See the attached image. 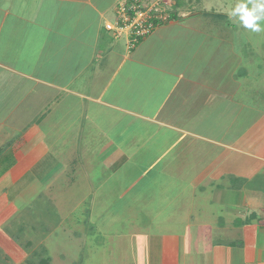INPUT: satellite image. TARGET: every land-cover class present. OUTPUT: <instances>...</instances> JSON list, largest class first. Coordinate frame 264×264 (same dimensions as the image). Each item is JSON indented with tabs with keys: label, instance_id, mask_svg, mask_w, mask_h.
<instances>
[{
	"label": "crops",
	"instance_id": "crops-1",
	"mask_svg": "<svg viewBox=\"0 0 264 264\" xmlns=\"http://www.w3.org/2000/svg\"><path fill=\"white\" fill-rule=\"evenodd\" d=\"M119 1L0 0V239L72 209L109 234L116 203L88 184L105 181L98 158L129 162L143 198L152 172L176 186L163 235L130 222V264H264V71L250 52L264 32L193 6L133 47L106 28Z\"/></svg>",
	"mask_w": 264,
	"mask_h": 264
},
{
	"label": "rangeland",
	"instance_id": "rangeland-1",
	"mask_svg": "<svg viewBox=\"0 0 264 264\" xmlns=\"http://www.w3.org/2000/svg\"><path fill=\"white\" fill-rule=\"evenodd\" d=\"M147 1H151L152 3L159 2L165 9L170 10V8H173L176 0ZM183 1L185 5L178 8V11L180 12L179 17L184 14H189L186 11L190 12V10H193V6H197L194 8L197 10H200L201 7H206L207 9L214 11V8L219 11H224L227 14V17L230 18V23L237 24V22H242V19L243 22L245 20L249 22L248 24L252 27V29H250L252 35L248 33L247 36L253 40L255 33L259 32L258 29L264 32V0ZM240 15L242 16V19ZM115 21L116 18L113 17L112 23H115ZM236 27L237 26L233 27L232 24L229 31H234L233 29ZM262 36L264 37V33L262 35L259 34V36L257 35L256 38L259 42V47L263 48L261 55H255L256 53L251 50L250 52L252 53L251 56L253 59L256 57V65L258 68L264 71V38ZM228 42L231 41L229 40ZM227 46H229V43L220 48L219 52L222 50L220 53L223 54ZM251 47L254 51L253 45H251ZM262 76L264 79L263 74ZM15 115H17V112L14 116ZM93 166L96 167L97 171L100 168L101 171H99V174L101 173L102 177L105 178V181L101 183L89 182V186H99L95 188V190L100 194V197L103 198V196L105 197L106 194H109V197H112L116 203H112L111 206L106 207L108 210L111 207L113 211L111 213H105V215L110 219H114V214L119 212L117 215V221L114 224L113 222L110 223L111 227L109 229L110 231H108L109 234L104 237L103 235L107 233L105 231H103V235L96 236L94 233L92 234L91 225L96 223L98 217L95 218V221L93 222L91 220L89 221L88 218H86L89 213L88 211L84 214L77 212L78 210L76 209H72L68 212L71 213L70 217L66 214L63 215L65 217L64 220H50L47 228H44L37 222L38 225L35 224L32 228L30 226L33 223L31 219H24L22 220L21 225L16 224L15 227L13 226L10 228V231L14 233V237L9 236L6 239H0V264H38L42 257H50L51 264H130L129 259H127L128 253L124 252L127 249L129 235L126 230H128L130 222H135L136 224L140 223L139 225L144 227V229H148L149 224H152V226L154 225L156 230L152 227L150 230L153 229L152 231H155L156 236L163 235V233L169 230L166 225H169L170 223L165 219L167 218L165 211L161 209H163V206L171 200L169 197L173 196L172 187H175L176 189V186L167 183L163 189H161L162 183H160V179H166L164 174L152 172L149 177L147 176L148 179H151L152 177L157 178L156 184L158 183V188L149 191V195L152 197L143 198L142 192L138 190V188L145 185L144 183H146L147 180H141L139 183L135 181L136 185L133 182L134 177H140L141 173L137 172L136 169H133V166L130 165L129 162L124 164V166L120 167L117 171H110V169L103 167L98 158L93 163ZM93 170H95L94 167L92 171ZM133 170L135 171L132 172ZM86 178L87 177H85V179ZM119 182L120 185L125 184L131 186L127 191V195L123 194L124 190L113 188L118 185ZM132 183L135 184L134 188L132 187ZM86 188L83 190L80 189L81 192H84L85 194V192H87ZM165 195L168 198L165 197ZM97 198L99 197L95 194L93 200L97 201ZM163 199H165V202L162 201ZM39 212L43 213L40 208L36 210L33 208L32 210V214ZM100 215H103V213ZM24 216L25 218L27 217L26 215ZM133 219L137 221H132ZM43 223L45 222L43 221ZM56 225L58 226L56 227ZM85 231L87 234L84 233ZM145 231L148 232L149 229ZM95 232L98 234L97 230ZM89 234L92 236H89ZM132 264H134V262Z\"/></svg>",
	"mask_w": 264,
	"mask_h": 264
},
{
	"label": "built area",
	"instance_id": "built-area-1",
	"mask_svg": "<svg viewBox=\"0 0 264 264\" xmlns=\"http://www.w3.org/2000/svg\"><path fill=\"white\" fill-rule=\"evenodd\" d=\"M116 12L115 23L108 22L106 28L129 33L130 45L133 47L160 24L170 20L169 9H165L159 2L146 0H120Z\"/></svg>",
	"mask_w": 264,
	"mask_h": 264
},
{
	"label": "trees",
	"instance_id": "trees-1",
	"mask_svg": "<svg viewBox=\"0 0 264 264\" xmlns=\"http://www.w3.org/2000/svg\"><path fill=\"white\" fill-rule=\"evenodd\" d=\"M182 3V0H176L173 8H170V20H175L178 17V8L182 5ZM50 261V257H42L38 264H51Z\"/></svg>",
	"mask_w": 264,
	"mask_h": 264
}]
</instances>
